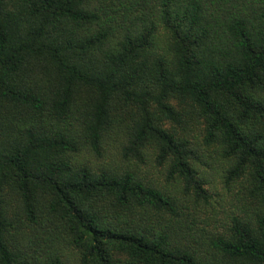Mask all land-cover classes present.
<instances>
[{
    "label": "trees",
    "instance_id": "trees-1",
    "mask_svg": "<svg viewBox=\"0 0 264 264\" xmlns=\"http://www.w3.org/2000/svg\"><path fill=\"white\" fill-rule=\"evenodd\" d=\"M211 171L250 204L183 243ZM264 264V0H0V264Z\"/></svg>",
    "mask_w": 264,
    "mask_h": 264
},
{
    "label": "rangeland",
    "instance_id": "rangeland-1",
    "mask_svg": "<svg viewBox=\"0 0 264 264\" xmlns=\"http://www.w3.org/2000/svg\"><path fill=\"white\" fill-rule=\"evenodd\" d=\"M219 167L217 165V170L211 171L213 173L210 177L211 183L209 182L206 188L209 189L212 198L206 200L197 198L179 182L169 180L166 165H158L152 161L142 166L144 170L142 174L148 178V181L169 188L180 198L185 218L180 225H177L176 230L183 243L188 241L192 245L195 241L202 243L209 235L224 232L234 213L253 207H250L244 198L237 197V194H240L238 186L228 188L224 176L218 173ZM67 258L69 264H79L73 251H67Z\"/></svg>",
    "mask_w": 264,
    "mask_h": 264
}]
</instances>
